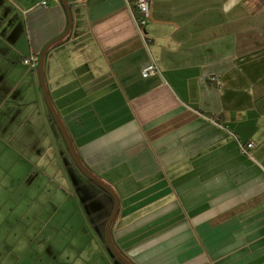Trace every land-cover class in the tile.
<instances>
[{"label":"crops","instance_id":"obj_1","mask_svg":"<svg viewBox=\"0 0 264 264\" xmlns=\"http://www.w3.org/2000/svg\"><path fill=\"white\" fill-rule=\"evenodd\" d=\"M7 1L21 21L0 25V93H19L29 80L30 101L21 90L11 110L34 128L29 148L37 138L47 146L33 147L40 163L26 172L36 200L3 204L25 229L2 231L0 200V264H96L102 255L117 264L95 226L72 229L71 248L57 250L82 261L56 259V232L51 246L32 243L49 231L51 202L58 210L71 202L82 223L101 209L95 185L78 175L75 187L38 76L24 63L65 31L64 5ZM69 1L72 29L48 51L47 86L82 161L119 195V250L134 264H264V0H151L144 26L137 0ZM150 60L159 73L145 78ZM65 186L82 193L67 198ZM21 202L30 208L17 215Z\"/></svg>","mask_w":264,"mask_h":264},{"label":"rangeland","instance_id":"obj_2","mask_svg":"<svg viewBox=\"0 0 264 264\" xmlns=\"http://www.w3.org/2000/svg\"><path fill=\"white\" fill-rule=\"evenodd\" d=\"M11 10H12V6L9 4V2L7 0H1L0 25H10L11 23H14L15 21L16 22L21 21L19 17L21 15L20 14L15 15L13 14ZM33 71L36 72V75L38 76V80H36L35 78V84L37 85L36 87L40 89L39 93H40L42 103L45 105V109L48 114L47 117H49L51 123H54L61 137V143L64 147L63 151L65 152V160H64L65 165L67 166L68 164H71V166L73 167V171H75L74 172L75 176L73 179V182L76 183L75 187H78L77 181H79V178L76 177L78 175L80 177V180L82 178L87 179V181H89L91 185L93 186L95 185L97 195L96 197H94L95 199H93L92 201H94L93 203H94V207L96 208V210L101 209V211L96 212V214L90 220L85 218V221L82 223L79 221L78 218L75 219L77 217V213H76L77 209H76V206L73 205L71 202L69 203L67 202L64 205V207L63 206L59 207V210L57 209L58 207L56 205L57 202H55V204L54 202H51L50 206L48 207V210L45 212L50 217L55 215L53 217V221L49 223L50 232L47 230V233L41 234V237L33 238L32 243H34V245H37L39 244L40 241L43 243L45 241L47 242L48 246H51V239L53 240V238L51 237L50 233L56 232L59 235L58 239H55L54 242L52 243L55 249V252L58 254V257H56V259H63L68 262L82 261L81 257H79V254H74V255L67 254V253L60 254L59 252H57V250L60 251L61 250L60 248L63 247V245L66 248L67 247L71 248L70 244L72 240L69 238V236L70 235L72 236V233H71L72 229L79 228L82 231L84 230L92 231L93 227L95 226L97 230L100 231L103 237V243H105L104 245L106 247L107 255H110L111 259H113L115 263L124 264L114 255V253L112 252V250L110 249L107 243V238H106V227H107L108 219L114 208V198L109 192H107L104 188H102L98 183H96L95 181L91 180L88 176H86L85 173H83L79 169V167L76 165V163L74 162L73 157L69 152L66 141L59 127L57 126L49 110V107L46 103L45 97L42 92L41 84H40L38 68ZM3 75H4L3 69L0 67V80L3 78ZM14 78H15V74L10 78L8 77L7 83H5V85L6 86L11 85L12 80ZM30 84L31 83H29V80L22 84L21 90H26V92L23 93L24 95L21 99L22 103L30 101V98L32 97L29 90L33 91V87L30 86ZM21 90L19 89V93L21 92ZM19 93H16L14 95L13 94L9 95L8 93H5V92L0 93V200L2 201L1 215H2V218L4 217L5 219V221H1L2 231L3 230L14 231L15 229L20 230V229L26 228L28 224L26 220L23 219L21 221V220H16V218H13V217L8 218V215L12 213L11 210L9 211V208L12 205L5 206L3 204L4 203L12 204V203H15V201L20 203L19 202L20 200H25L28 202V198L32 200H36L37 191L39 190L37 188L38 184L36 183L33 186V184L26 178L27 176L26 172L28 171V166L38 167L39 166L38 163H40V160L38 159L37 155L33 154L34 153L32 151L33 147L34 148L37 147L36 149L40 150L41 149L40 146L42 144H45L47 146V142H45V140L41 139L40 141V139L37 138L36 142L33 143V146L29 148L30 142L28 140L30 139L31 130L34 128L30 126L21 127L24 117L19 116L18 113H15L14 111L11 110L13 108L12 107L13 101H15L16 97L20 96L18 95ZM50 143H51V140H50ZM54 153L57 154L56 151H54ZM44 165L45 163L43 164V166ZM68 176L73 177L70 173ZM67 179L69 180V178ZM81 186L84 188V190L86 189L84 185H81ZM13 188L16 189V192H12ZM65 188H66L67 198L72 197L71 194H79V193L81 194L82 193L81 190L79 189L75 190L73 186H69V187L65 186ZM108 201H112L113 207L107 219H104V217L106 218V210L103 209V207L106 206ZM27 202L26 203L21 202L26 207L17 206V210H18L17 215L23 214L25 212V209L27 211V209L30 208L27 205ZM83 203L87 204L88 200H83L81 202V205H80L81 213H83V211L87 209V207L86 208L82 207V205H84ZM5 214L7 215L4 216ZM99 220H102V222H99ZM38 225H40V221H38L37 224L31 228V230L37 229L36 227ZM100 225H101V228H98ZM1 238H2L1 241L4 242V245H7L9 242V238L3 235V233H2ZM25 239L26 238H22L19 240H25ZM55 246H57L59 249L55 248ZM51 256L52 255L50 254L49 257L51 258ZM98 257H99L98 260L97 258L95 259L96 264H109L107 260L108 259L107 256L102 255V257L101 256H98Z\"/></svg>","mask_w":264,"mask_h":264},{"label":"water","instance_id":"obj_3","mask_svg":"<svg viewBox=\"0 0 264 264\" xmlns=\"http://www.w3.org/2000/svg\"><path fill=\"white\" fill-rule=\"evenodd\" d=\"M64 8L66 10L67 13V17H68V24H67V28L65 29V31L63 33H61L60 35H58L57 37L53 38L52 40H50L45 47L43 48V50L41 51V54L39 56V66H38V71H39V79H40V84H41V88H42V92L43 95L45 97L46 103L49 107V110L57 124V126L59 127L65 141L66 144L68 146L69 152L73 157L74 162L76 163V165L79 167V169L85 173L86 176H88L91 180L95 181L96 183H98L102 188H104L107 192H109L112 197L114 198V208L113 211L108 219L107 222V227H106V238H107V243L110 247V249L112 250V252L114 253V255L124 264H134L125 254H123L119 248L117 247L113 235H112V226L114 223V220L119 212L120 209V199L116 193V191L108 184L106 183L103 179H101L98 175H96L95 173H93L87 166L86 164L82 161L81 157L78 154V151L74 145V142L72 140V137L65 125V123L63 122V119L61 118L58 110L56 109L53 100L50 96V92L47 86V81H46V72H45V61H46V57L48 54V51L50 50V48L55 45L57 42L61 41L62 39H64L66 36H68V34L70 33L71 29H72V24H73V17H72V10H71V6H70V1L69 0H61Z\"/></svg>","mask_w":264,"mask_h":264},{"label":"built area","instance_id":"obj_4","mask_svg":"<svg viewBox=\"0 0 264 264\" xmlns=\"http://www.w3.org/2000/svg\"><path fill=\"white\" fill-rule=\"evenodd\" d=\"M42 5L47 7V2L43 1ZM137 6L142 18L138 20L140 26H144L147 24V20L150 16L151 9V0H137ZM24 63L31 70H35L39 66V59L36 55L32 54L29 57L24 58ZM159 73V67L154 60H150L146 65H144L141 69V74L143 77H151ZM212 80L216 81L215 77ZM254 148V143L248 142L245 145H242V151L246 154L250 153V150Z\"/></svg>","mask_w":264,"mask_h":264}]
</instances>
